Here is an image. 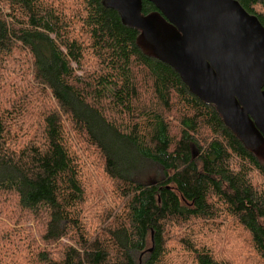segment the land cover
<instances>
[{"label":"trees","instance_id":"16d2710c","mask_svg":"<svg viewBox=\"0 0 264 264\" xmlns=\"http://www.w3.org/2000/svg\"><path fill=\"white\" fill-rule=\"evenodd\" d=\"M238 1L264 26V0ZM143 15L166 20L148 0ZM5 71L26 83L0 105V203L36 224L39 243L13 231L35 249L32 264H226L206 242L222 219L264 264V144L247 148L118 11L0 0ZM82 151L98 157L116 203L95 229ZM19 246L0 247V264H21Z\"/></svg>","mask_w":264,"mask_h":264},{"label":"water","instance_id":"95a60500","mask_svg":"<svg viewBox=\"0 0 264 264\" xmlns=\"http://www.w3.org/2000/svg\"><path fill=\"white\" fill-rule=\"evenodd\" d=\"M173 30L143 15V0H102L142 31L190 91L216 106L251 150L264 144V26L238 0H148Z\"/></svg>","mask_w":264,"mask_h":264},{"label":"rangeland","instance_id":"374dc122","mask_svg":"<svg viewBox=\"0 0 264 264\" xmlns=\"http://www.w3.org/2000/svg\"><path fill=\"white\" fill-rule=\"evenodd\" d=\"M153 19H158L167 28L168 32L173 30L172 25L164 20L162 16H152ZM18 52V51H17ZM16 52V53H17ZM26 55L25 53L23 54ZM26 64V63H25ZM30 62L26 64V73H29ZM8 70V67L5 68ZM18 83L19 86L25 85L26 82H22L18 79L15 72L5 71L0 76V105H9L10 100L14 97L11 90ZM84 160V172L89 186L88 199L86 202V212L88 209L92 213L91 217L87 220L90 226L95 229L103 225V221L107 215H110L111 210H114L116 203L111 195V182L103 172V167L96 156L91 153L88 157L85 151H82ZM161 173V169L155 164H150V169L147 173V178L150 180H156ZM0 247L2 252L10 248L14 250L16 245H20L17 251L16 260H20L21 264H32L34 256L31 255V251L34 248L27 249L22 247L23 240L14 235V230H18L20 235L29 236V238L36 239V243H39L38 228L33 221L27 220L23 217L15 205L11 201H3L0 203ZM223 223L219 228L213 231L212 235L208 236L206 242L213 246L214 251L218 255V258L224 260L226 264H262L260 263L249 250L245 241V235L243 230L239 226H235L234 223L222 219ZM7 234V239L2 238V234ZM173 238H179L175 235ZM10 241V245H6V242ZM63 243H69L67 238L62 239L54 246L61 245ZM174 246V242L170 243ZM174 260H177L176 258ZM12 261L10 260L9 263ZM16 262V261H15ZM187 258L179 259L177 264H186Z\"/></svg>","mask_w":264,"mask_h":264}]
</instances>
